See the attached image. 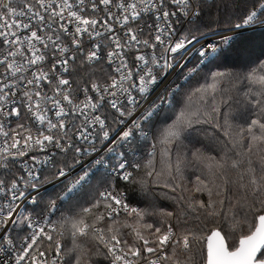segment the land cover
Here are the masks:
<instances>
[{
	"label": "snow or ice",
	"instance_id": "snow-or-ice-1",
	"mask_svg": "<svg viewBox=\"0 0 264 264\" xmlns=\"http://www.w3.org/2000/svg\"><path fill=\"white\" fill-rule=\"evenodd\" d=\"M201 19L193 0H0V264H264V0L232 26H259L258 54L225 34L188 49ZM181 50L199 53L184 80L212 67L177 99L181 85L165 81ZM78 57L93 69L83 83L71 79ZM229 60L242 70L221 71ZM225 83L241 86L244 123L220 122ZM206 124L234 157L195 147ZM69 150L71 163L54 159ZM189 155L208 172L194 188L207 200L188 203L196 223L131 202L129 187L175 192ZM214 218L229 230L207 228Z\"/></svg>",
	"mask_w": 264,
	"mask_h": 264
},
{
	"label": "trees",
	"instance_id": "trees-1",
	"mask_svg": "<svg viewBox=\"0 0 264 264\" xmlns=\"http://www.w3.org/2000/svg\"><path fill=\"white\" fill-rule=\"evenodd\" d=\"M255 0H201L199 2L202 9V19L198 22L199 32H209L216 29L232 28L235 23L239 22L238 17L242 14L245 6L251 8ZM190 26H188L189 29ZM188 31V30H187ZM261 29H255L238 34L234 40L237 46H250L251 48H257L260 50L262 46V40L259 35ZM207 65V64H206ZM209 66H203L200 69L199 75H194L188 82L181 84L179 95L177 99L183 97V95L189 92L192 88L196 87L198 82L202 83L203 74L209 69ZM242 70L239 65L234 64L231 60L225 62V67L220 70ZM213 70H216L213 68ZM77 82L83 83V80L87 79L89 72L93 71L90 67H83L80 69ZM83 78V79H81ZM223 88L228 89L218 94L225 98V103L221 104L222 114L220 122L223 124V113H229L231 122L233 125L244 123L247 118L245 111L246 101L242 91H238L237 88H233L230 84L225 83L222 85ZM230 97V99H228ZM195 147L199 148L205 156H220L227 154L229 157L235 156V151L232 149L231 144L228 142L222 131L216 129L212 124L202 125L200 130L195 133ZM191 148V145L189 146ZM63 158L65 156H62ZM61 157V158H62ZM66 158V157H65ZM64 158V159H65ZM253 161L259 172V164L256 162V157H253ZM239 170H232L230 172V178L235 180ZM208 175L207 169L204 167L203 162L193 161L189 155L188 162L183 167L182 180H177L176 183L180 186L176 188L175 192H172L169 188L162 186L150 185L149 190L146 193H138L131 190L129 187V196L133 204L139 207H147L151 205L158 211H171L174 213L173 221L176 218L181 220L187 218L189 223H196L193 217L197 214L193 209L188 206L190 200L196 198H203L207 200V194H201L195 192L196 177L201 176L202 178ZM247 177H245V182ZM231 187V186H230ZM233 191L236 190L233 188ZM238 195L240 193H237ZM183 197V199H181ZM65 211V210H64ZM220 227L225 231L229 230V225L222 218H214L207 221V228Z\"/></svg>",
	"mask_w": 264,
	"mask_h": 264
},
{
	"label": "built area",
	"instance_id": "built-area-1",
	"mask_svg": "<svg viewBox=\"0 0 264 264\" xmlns=\"http://www.w3.org/2000/svg\"><path fill=\"white\" fill-rule=\"evenodd\" d=\"M200 0H193L194 3H198L199 4ZM20 19L22 20H26V17H20ZM188 24L184 23V24H177L176 28H177V33H176V37H180L182 35L187 34V30H188ZM252 27H242L241 29H227V30H214L211 32H207V33H203V34H199L197 35L199 43H195L193 45H187L186 47L188 49H200L201 45H204L205 48H208L209 45L212 44H220L219 42L221 41V34H225V35H229L231 37V41L233 40V38H235V36H237L238 34L247 32L249 30H251ZM236 32L237 35H232V32ZM87 39V38H86ZM98 41L101 40V38H97ZM210 51V49H209ZM175 55V59L172 61L173 64L175 65L174 71L172 72V75L169 77L168 80L165 81V84H168L169 82H173L174 84L180 85V81L181 79H183L184 75L187 73L188 68L193 67L194 65L197 64V57L199 55V53L197 51H189V52H185L184 50H181L179 53L174 54ZM205 62L207 63V60H205ZM204 62V63H205ZM194 64V65H193ZM181 65H183L184 67H181ZM202 65V64H201ZM86 67H89L88 65H85ZM84 66V67H85ZM83 67H80L79 65V57L77 59V63H76V70L74 72L71 73V79L74 82H77L78 79V75L80 69H82ZM114 111V110H113ZM111 126L113 128H115L117 131L119 130V128L123 127V125H118L115 123H112ZM111 136L115 135V132H112L110 134ZM74 142L76 143L77 146H84L87 147V142L82 141V140H77L75 137H73ZM107 144V142L101 143L99 141L96 142L95 147L99 150V154H103V150L105 145ZM119 151H124V152H129L127 146H123L119 149ZM72 151L69 150V152L67 153V156L65 159L68 160L69 163H71V156H72ZM97 155V153H93V156ZM129 155H131V153L129 152ZM62 155L57 154L55 156V160L59 161V160H63L64 158L62 157ZM109 158L113 160V162H115L117 156L116 154H110ZM19 166V165H17ZM42 168H50L51 164L47 165V166H40ZM0 172H2V170H0ZM55 182H49L43 185L41 191L42 192H52L53 191V184ZM61 211H64V209H61ZM0 255H3V253H0Z\"/></svg>",
	"mask_w": 264,
	"mask_h": 264
},
{
	"label": "rangeland",
	"instance_id": "rangeland-1",
	"mask_svg": "<svg viewBox=\"0 0 264 264\" xmlns=\"http://www.w3.org/2000/svg\"><path fill=\"white\" fill-rule=\"evenodd\" d=\"M200 1H201V0H200ZM200 1H199V2H200ZM227 29H232V28H226V29H223V30H227ZM216 30H222V29H216ZM223 30H222V31H223ZM211 31H214V30H211ZM211 31H209V32H211ZM207 32H208V31H207ZM207 32H205V33H207ZM209 32H208V33H209ZM233 40H234V38H233ZM233 40H232V41H233ZM219 43H221V41H220ZM241 45H242V47H243V44H242V43H241ZM245 47H250V46H245ZM250 48H251V47H250ZM251 49H252V51H254V52L257 53V54H258L259 51H260V50H257V48H256V49H255V48H251ZM206 64H207V63L205 62L204 64L200 65V69H201L203 66H205ZM234 64L239 65L238 63H234ZM193 65H194V64H193ZM193 77H194V76H193ZM193 77H192V78H193ZM190 79H191V78H190ZM190 79H189V80H190ZM189 80L181 79L180 84H184V83L188 82Z\"/></svg>",
	"mask_w": 264,
	"mask_h": 264
},
{
	"label": "bare ground",
	"instance_id": "bare-ground-1",
	"mask_svg": "<svg viewBox=\"0 0 264 264\" xmlns=\"http://www.w3.org/2000/svg\"><path fill=\"white\" fill-rule=\"evenodd\" d=\"M253 27H255V26H253ZM253 27H252V29L251 30H253ZM255 29H259V28H255ZM251 30H249L250 32H251ZM248 32V31H247ZM181 85V84H180Z\"/></svg>",
	"mask_w": 264,
	"mask_h": 264
},
{
	"label": "water",
	"instance_id": "water-1",
	"mask_svg": "<svg viewBox=\"0 0 264 264\" xmlns=\"http://www.w3.org/2000/svg\"><path fill=\"white\" fill-rule=\"evenodd\" d=\"M254 28H259V26H255Z\"/></svg>",
	"mask_w": 264,
	"mask_h": 264
}]
</instances>
